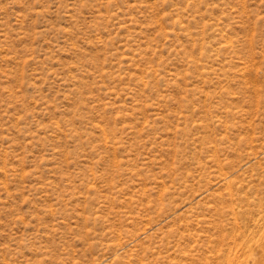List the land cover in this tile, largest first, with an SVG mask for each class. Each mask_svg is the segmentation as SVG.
I'll list each match as a JSON object with an SVG mask.
<instances>
[{
	"label": "rangeland",
	"instance_id": "obj_1",
	"mask_svg": "<svg viewBox=\"0 0 264 264\" xmlns=\"http://www.w3.org/2000/svg\"><path fill=\"white\" fill-rule=\"evenodd\" d=\"M0 264H264V0H0Z\"/></svg>",
	"mask_w": 264,
	"mask_h": 264
}]
</instances>
